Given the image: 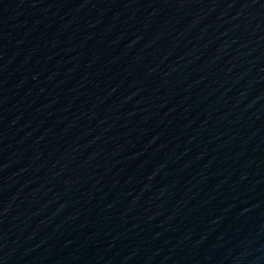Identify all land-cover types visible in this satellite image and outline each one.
<instances>
[{"label":"water","instance_id":"water-1","mask_svg":"<svg viewBox=\"0 0 264 264\" xmlns=\"http://www.w3.org/2000/svg\"><path fill=\"white\" fill-rule=\"evenodd\" d=\"M0 264H264V0H37Z\"/></svg>","mask_w":264,"mask_h":264}]
</instances>
